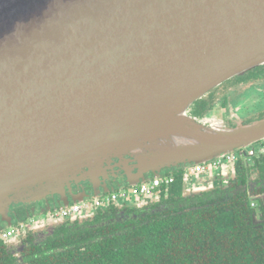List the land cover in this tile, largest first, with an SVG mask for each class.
I'll return each mask as SVG.
<instances>
[{
  "label": "water",
  "instance_id": "95a60500",
  "mask_svg": "<svg viewBox=\"0 0 264 264\" xmlns=\"http://www.w3.org/2000/svg\"><path fill=\"white\" fill-rule=\"evenodd\" d=\"M262 65L264 0H0V221L18 204L39 217L31 203L49 197L146 203L160 191L128 189L247 153L264 117L230 126L190 108Z\"/></svg>",
  "mask_w": 264,
  "mask_h": 264
},
{
  "label": "trees",
  "instance_id": "16d2710c",
  "mask_svg": "<svg viewBox=\"0 0 264 264\" xmlns=\"http://www.w3.org/2000/svg\"><path fill=\"white\" fill-rule=\"evenodd\" d=\"M201 104L199 118L207 110ZM237 168L234 183L245 184L248 169ZM256 168L264 176V156ZM174 175L159 199L118 202L87 219L59 221L40 237H22L20 257L0 241V264H264V199L252 208L245 193L189 194L182 168Z\"/></svg>",
  "mask_w": 264,
  "mask_h": 264
},
{
  "label": "flooded vegetation",
  "instance_id": "af4514ba",
  "mask_svg": "<svg viewBox=\"0 0 264 264\" xmlns=\"http://www.w3.org/2000/svg\"><path fill=\"white\" fill-rule=\"evenodd\" d=\"M258 88L261 87L264 90V66L260 67L259 69H255L251 71L249 74H245L241 78H231L229 80L224 81L217 87L210 90L204 97L200 100L196 101L190 108V113L195 116L196 110L201 102H205V107L207 108L206 113L216 111L219 112L221 110L224 112L225 118L224 122L228 124H234L230 118V110H229V103L227 101H231L234 96L242 93L244 90L249 88ZM202 105V104H201ZM238 107H234V111L236 112ZM205 113V114H206ZM256 145L261 146V150L257 149L254 151L252 155L248 153H244L242 149H237L231 151L227 154H239V156L234 161H224L219 165L212 164L209 169H207L203 173H194L191 175V179L188 181V193H202L203 195H211L212 193L218 192L219 196H223L226 194L227 190L232 192L233 194L237 193H245L248 201L251 204L252 208L257 207V200L264 199V193L260 195H255L253 192L254 190H259L264 187V176L258 174L259 171L256 168V163L258 161V157L264 156V141H259L255 143ZM254 148V147H253ZM242 152V154H241ZM240 164H244L248 169L247 173L245 174V184L240 182L234 183V180L239 177L238 166ZM193 164L191 168L194 166ZM201 177H205L202 182L199 184H194L193 181L195 180H202ZM104 188L106 187L105 184L101 183ZM139 184L132 186L131 188H136ZM87 191L90 192V184L86 183ZM104 190V189H103ZM242 190V191H239ZM205 193V194H204ZM110 193H103L104 195H109ZM92 200L95 197H91ZM48 201L54 202L55 199L47 198ZM256 200V201H255ZM120 201H116L110 203V205H114ZM36 205V208L39 211H42V215L39 217H34L31 219H27L26 215H28V211L31 207L30 203L27 205H15L10 208L9 212V221L1 222L0 221V241H2L5 245L8 246L10 252H15L14 254L17 257L21 255L19 253L20 243L19 241L23 237L24 239L30 237L31 235H35L40 237L44 235L48 231H50L51 227L56 225L57 222L62 221L64 219H69L70 217H63L61 215V211L64 208H59L57 205L51 206L52 210L47 211L46 203H31ZM40 205V206H39ZM56 207V208H55ZM106 207V206H105ZM99 207L96 209H92L89 214H92L97 209L105 208ZM44 211V212H43ZM54 218L56 222L53 223V226L46 227L45 229H41V227L45 224L46 219ZM1 220V218H0ZM6 223V224H5ZM45 231V232H43ZM20 246V247H19Z\"/></svg>",
  "mask_w": 264,
  "mask_h": 264
},
{
  "label": "built area",
  "instance_id": "2783aa9c",
  "mask_svg": "<svg viewBox=\"0 0 264 264\" xmlns=\"http://www.w3.org/2000/svg\"><path fill=\"white\" fill-rule=\"evenodd\" d=\"M255 149L251 148L247 153L249 155H252L254 153ZM242 154V152H241ZM239 154H223L211 161H208L206 163H200V164H195L192 168H190L188 171H182V180H188V178L193 175L194 173H203L207 169L210 168L212 164L214 165H219L224 161H234ZM175 175L174 174H165L159 178L153 179L149 182H144L139 184L136 188H129L128 190L130 193L137 197V196H151L154 192L159 190L162 186L168 187L171 184L175 182ZM125 196V193L122 192H113L109 195H104L100 197L99 199H94L91 202H85V203H79V204H74L69 207L64 208L61 211V215L63 217H72L77 214L79 215H84L85 213H89L92 209H96L99 207H105L109 206L110 203L120 201L122 197ZM53 218V217H52Z\"/></svg>",
  "mask_w": 264,
  "mask_h": 264
},
{
  "label": "rangeland",
  "instance_id": "374dc122",
  "mask_svg": "<svg viewBox=\"0 0 264 264\" xmlns=\"http://www.w3.org/2000/svg\"><path fill=\"white\" fill-rule=\"evenodd\" d=\"M227 103H229L230 110V118L228 119L234 123L228 124L230 126H235L241 123L254 122L264 117V90L261 87H252L247 90H244L242 93H239L238 95L234 96L231 101H227ZM235 106L238 107L236 112L234 111ZM209 115L211 116V118L214 119V121H221L223 123L226 114L219 110V112H209ZM253 147L255 150H261L262 148L261 146L256 144H254ZM201 178L202 180L199 179L193 181L194 184H199L203 181L205 177ZM48 200L49 199L42 200V202H45L48 206L47 209L51 207L52 204H56V200H54L53 203Z\"/></svg>",
  "mask_w": 264,
  "mask_h": 264
},
{
  "label": "crops",
  "instance_id": "0c3cea01",
  "mask_svg": "<svg viewBox=\"0 0 264 264\" xmlns=\"http://www.w3.org/2000/svg\"><path fill=\"white\" fill-rule=\"evenodd\" d=\"M182 171H183V169H182ZM169 174V173H168Z\"/></svg>",
  "mask_w": 264,
  "mask_h": 264
}]
</instances>
